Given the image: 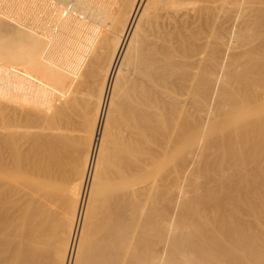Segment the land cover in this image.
Listing matches in <instances>:
<instances>
[{"label": "bare ground", "instance_id": "obj_1", "mask_svg": "<svg viewBox=\"0 0 264 264\" xmlns=\"http://www.w3.org/2000/svg\"><path fill=\"white\" fill-rule=\"evenodd\" d=\"M0 264H264V0H0Z\"/></svg>", "mask_w": 264, "mask_h": 264}, {"label": "rangeland", "instance_id": "obj_2", "mask_svg": "<svg viewBox=\"0 0 264 264\" xmlns=\"http://www.w3.org/2000/svg\"><path fill=\"white\" fill-rule=\"evenodd\" d=\"M30 143H31V144L28 143L25 147H26V149H27L28 151H29V149H30V152L33 153V151H35V148H34L35 145H34L33 142H30ZM32 145H33V146H32ZM29 146H30V147H29ZM31 153H30V154H31ZM73 153H74V152H73ZM69 154H70V155H69ZM65 155H67L66 159L69 158L70 160H69V161H65L66 159L64 158V163H65V162H69V164L67 163L69 166L71 165V163H74V164L72 165V168H69V166L65 164V167L67 166L66 169L70 171L71 169L75 168V167H73V166L76 165V163H77V161H78V160H76V157H77V159H78L79 155H78V156H75V153L71 155V153H69V152H67ZM76 155H77V154H76ZM73 156H74V157H73ZM73 159H74V160H73ZM70 161H72V162H70ZM70 167H71V166H70ZM68 168H69V169H68ZM73 170H74V169H73ZM71 172H72V171H70V174H71ZM70 177H71V175H70ZM72 177H73V176H72ZM72 177H71V178H72ZM24 190L26 191L27 188H24Z\"/></svg>", "mask_w": 264, "mask_h": 264}]
</instances>
